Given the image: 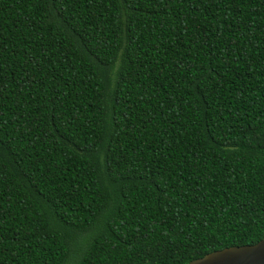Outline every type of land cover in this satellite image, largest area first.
I'll return each mask as SVG.
<instances>
[{"label": "trees", "instance_id": "16d2710c", "mask_svg": "<svg viewBox=\"0 0 264 264\" xmlns=\"http://www.w3.org/2000/svg\"><path fill=\"white\" fill-rule=\"evenodd\" d=\"M263 235L264 0H0V264Z\"/></svg>", "mask_w": 264, "mask_h": 264}, {"label": "water", "instance_id": "95a60500", "mask_svg": "<svg viewBox=\"0 0 264 264\" xmlns=\"http://www.w3.org/2000/svg\"><path fill=\"white\" fill-rule=\"evenodd\" d=\"M186 264H264V235L254 244L218 249Z\"/></svg>", "mask_w": 264, "mask_h": 264}]
</instances>
